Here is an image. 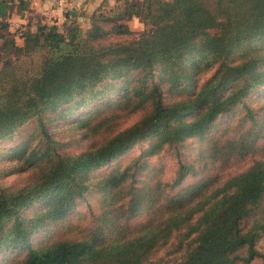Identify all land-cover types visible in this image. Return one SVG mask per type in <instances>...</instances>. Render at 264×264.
Listing matches in <instances>:
<instances>
[{
  "label": "trees",
  "instance_id": "obj_1",
  "mask_svg": "<svg viewBox=\"0 0 264 264\" xmlns=\"http://www.w3.org/2000/svg\"><path fill=\"white\" fill-rule=\"evenodd\" d=\"M114 1L0 0V264H264V0Z\"/></svg>",
  "mask_w": 264,
  "mask_h": 264
},
{
  "label": "rangeland",
  "instance_id": "obj_2",
  "mask_svg": "<svg viewBox=\"0 0 264 264\" xmlns=\"http://www.w3.org/2000/svg\"><path fill=\"white\" fill-rule=\"evenodd\" d=\"M84 2H87V5L83 9L84 10V16L79 17V21L82 23L83 26L86 27L88 25V23H89V14L93 11L94 8H96L98 6V3L100 2V0H85ZM114 3H115L114 0H107L105 8H109L110 6H113ZM24 19H25L24 22H26V18H24ZM36 19H38V17H35L34 20L36 21ZM62 19H63L62 18V13L61 14H53V15H48L47 16V20L48 21H50V22L51 21H55L58 24L59 27H61V25H62ZM17 22H21L20 18L18 17V15L16 13L12 14L10 16L11 28L15 27L14 24L17 23ZM20 24L23 25L24 23H20ZM128 25L133 30H141V29H143V23L136 16H134L131 20L128 21ZM32 27H34V25ZM251 161H252L251 157H247L244 160H240V161L232 164L226 170H224V173L226 175V174H228L230 172L243 170L251 163ZM13 176L14 175H11L9 177L13 178Z\"/></svg>",
  "mask_w": 264,
  "mask_h": 264
},
{
  "label": "crops",
  "instance_id": "obj_3",
  "mask_svg": "<svg viewBox=\"0 0 264 264\" xmlns=\"http://www.w3.org/2000/svg\"><path fill=\"white\" fill-rule=\"evenodd\" d=\"M85 0H33L30 4V7L34 9L36 12L39 13L40 16H42L43 20H47V15H42L43 11H46V13L49 14H61L62 9L66 8H82L84 9L87 5V2H84ZM12 14H15L13 12ZM18 17L20 18L21 22L25 21V16L28 14V12H23V14H18ZM63 18V16H62ZM48 21V20H47Z\"/></svg>",
  "mask_w": 264,
  "mask_h": 264
},
{
  "label": "built area",
  "instance_id": "obj_4",
  "mask_svg": "<svg viewBox=\"0 0 264 264\" xmlns=\"http://www.w3.org/2000/svg\"><path fill=\"white\" fill-rule=\"evenodd\" d=\"M32 1H33V0H32ZM42 15H44V16L47 15V16H48V13H46V11H43V12H42ZM49 15H52V14H49ZM20 23H23V22H17V23L14 24V26H15L16 28H18V27H20V25H21Z\"/></svg>",
  "mask_w": 264,
  "mask_h": 264
}]
</instances>
